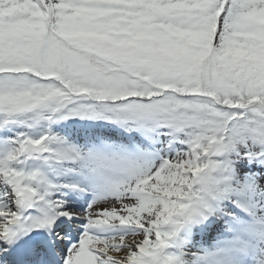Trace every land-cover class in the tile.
Returning a JSON list of instances; mask_svg holds the SVG:
<instances>
[{
    "label": "snow or ice",
    "instance_id": "6c2138e0",
    "mask_svg": "<svg viewBox=\"0 0 264 264\" xmlns=\"http://www.w3.org/2000/svg\"><path fill=\"white\" fill-rule=\"evenodd\" d=\"M0 264H264V0H0Z\"/></svg>",
    "mask_w": 264,
    "mask_h": 264
}]
</instances>
